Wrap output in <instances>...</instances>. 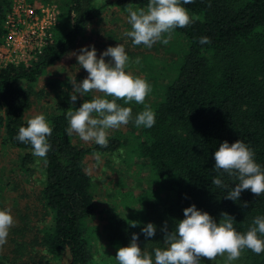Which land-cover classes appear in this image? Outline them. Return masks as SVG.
Here are the masks:
<instances>
[{
	"label": "trees",
	"instance_id": "obj_1",
	"mask_svg": "<svg viewBox=\"0 0 264 264\" xmlns=\"http://www.w3.org/2000/svg\"><path fill=\"white\" fill-rule=\"evenodd\" d=\"M148 3L149 0H115L95 5V0H66L67 22L55 27L51 43L38 60L32 66L8 64L0 68V127L4 141L24 152L20 157L24 170L39 158L33 155L30 144L16 139L19 128L27 126L25 113L31 104V84L50 64L66 55L106 5L147 8ZM10 5L11 0H0V42ZM183 7L192 23L173 31L186 43L173 61L174 74L149 105L155 113L154 126L135 125L137 111L145 103L133 106L117 101L132 109L133 120L129 124L138 130L133 140L134 153L147 161L151 182L169 198L167 203H160L151 199L150 191L140 197L135 214L112 217L107 229L109 238L117 242V250L128 246L132 235L137 234L140 248L154 257L153 250L164 247V223L171 231L184 219L183 210L192 205L217 222L221 213H227L234 218L233 226L240 233H246L255 218L264 216V194L256 197L245 190L239 200L232 201L224 199L229 189L212 183L218 176L229 187L238 183L214 168V152L224 141L230 145L243 141L264 170V0H193ZM201 37H208L210 43L201 44ZM23 81L29 87H21ZM92 98L90 93L77 97L75 103L64 98L46 118L53 131L48 138L51 149L41 158L45 178L40 200L48 218L38 244L52 258L67 254L68 260L57 264H118L115 258L99 262L91 251L93 232L86 220L94 214L95 204L84 159L95 153L114 152L122 141L118 136H109L106 148L96 143L83 146L74 143L66 132L67 112ZM131 222L138 226L130 227ZM148 223L154 224L157 231L146 239L142 228ZM243 253L247 264H264V252L257 255L245 249ZM0 264L4 263L0 260Z\"/></svg>",
	"mask_w": 264,
	"mask_h": 264
},
{
	"label": "rangeland",
	"instance_id": "obj_2",
	"mask_svg": "<svg viewBox=\"0 0 264 264\" xmlns=\"http://www.w3.org/2000/svg\"><path fill=\"white\" fill-rule=\"evenodd\" d=\"M29 1L36 7L39 14L41 8L53 9L50 12V15H54L50 44L55 27L60 22H67V15L64 11L66 0ZM113 1L115 0H95V5ZM126 7L106 5L102 13L87 26L66 55L50 64L45 72L31 84L33 92L30 96V107L25 113L27 121L40 114L47 118L53 113L55 105L60 100L70 98L73 94L72 83L74 81L80 83L88 76L86 70L78 65L76 57L71 54H80L79 50L85 47L91 50V46L97 50L99 59L101 53L108 47L123 45L129 57L125 71L145 79L152 89L146 97L144 108L139 109L137 114L154 101L156 95L164 89L167 81L174 74L173 61L184 49L186 40L173 32L167 45L162 41H158L151 48L134 45L132 39L125 35L127 31H131ZM131 7L134 10L146 9L138 5ZM63 27L61 28L64 29ZM38 57L36 60L29 61L28 66H32ZM110 60V57H105L106 62ZM2 67L3 63H0V68ZM20 86L29 87L24 81L20 82ZM90 94L92 97L102 95L95 92H90ZM130 104L138 105L135 102ZM0 116H3L2 112ZM107 131L108 137H120L121 147L114 152L99 153V160L94 154L84 159V169L92 180L91 190L95 204L94 214L86 220V224L93 232L90 247L94 258L99 262L105 259L111 261L117 253V242L109 238L107 229L112 217L119 215L127 217L135 214L141 203L140 197L149 195L150 191L153 193V198H151L153 200L157 199L161 201L160 203H167L169 200L167 195L158 191L157 186L151 182L147 161L138 157L133 151V140L138 130L128 124ZM72 141L83 146L95 143L94 141L84 142L76 134L72 135ZM23 153L22 150L4 141L3 129L0 127V201L2 210H10L14 218L7 243L0 248V260L4 264H57L67 261L66 253L59 259H55L38 244L41 228L48 218L40 200V190L45 178L44 162L41 158H36V161L28 164V169L24 170L20 163ZM139 222L143 223L141 220ZM200 264H226V256L217 257L213 261L202 258ZM231 264H247L245 254L242 252L240 258L232 261Z\"/></svg>",
	"mask_w": 264,
	"mask_h": 264
},
{
	"label": "clouds",
	"instance_id": "obj_3",
	"mask_svg": "<svg viewBox=\"0 0 264 264\" xmlns=\"http://www.w3.org/2000/svg\"><path fill=\"white\" fill-rule=\"evenodd\" d=\"M193 0H149L146 9L126 7L129 13L131 31L125 33L132 39L134 45L153 47L158 41L167 45L172 33L177 28H185L192 23L188 10L183 5ZM165 34H167L165 36ZM201 44L210 43L208 37L199 38ZM80 54L72 53L88 76L82 82L74 81L70 101L75 103L77 96L84 97L86 93L95 92L102 95L85 100L78 109L67 112V135L76 134L84 142L94 141L100 147H108L109 129L126 126L133 120L132 109L122 107L117 103L123 100L125 104L135 102L144 104L146 97L152 91L150 84L143 78L126 72L129 57L125 47L118 44L108 47L100 58L97 50L91 46L79 50ZM105 57L111 60L106 62ZM137 63L139 60L137 59ZM107 97H111L109 100ZM155 124V113L149 106L137 114L135 125L151 128ZM53 129L49 126L43 114L36 115L27 122V126L19 128L16 139L30 144L33 155L46 157L51 149L48 138ZM99 160L100 154H94ZM215 170L237 180L229 187L218 176L212 183L217 187L229 189L224 199L237 201L245 190H250L256 197L264 194V170L256 163L254 152L241 140L231 145L224 141L214 152ZM247 207V203L244 204ZM184 219L179 221L170 231L167 222L161 229L163 233V248L153 250L154 257L140 248L139 236L133 234L131 242L126 247L117 250L115 259L118 264H200L202 258L209 261L226 256V264L238 260L241 253L251 250L259 255L264 252V216L255 218L253 226L246 233L238 232L234 226V218L227 213H221L217 222L210 214L197 210L192 205L183 210ZM14 224L10 210H0V248L7 243L9 230ZM131 222L130 227H137ZM157 228L148 223L142 228L145 238L156 235Z\"/></svg>",
	"mask_w": 264,
	"mask_h": 264
},
{
	"label": "built area",
	"instance_id": "obj_4",
	"mask_svg": "<svg viewBox=\"0 0 264 264\" xmlns=\"http://www.w3.org/2000/svg\"><path fill=\"white\" fill-rule=\"evenodd\" d=\"M52 10L41 8L39 14L29 0H11L0 43L3 67L8 64L28 66L29 61L37 59L50 42L54 22V15H50Z\"/></svg>",
	"mask_w": 264,
	"mask_h": 264
}]
</instances>
